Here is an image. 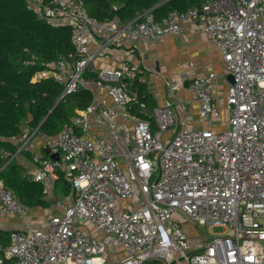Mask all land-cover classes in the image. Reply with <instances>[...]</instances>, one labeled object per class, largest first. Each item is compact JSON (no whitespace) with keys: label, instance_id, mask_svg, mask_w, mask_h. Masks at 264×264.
<instances>
[{"label":"built area","instance_id":"2783aa9c","mask_svg":"<svg viewBox=\"0 0 264 264\" xmlns=\"http://www.w3.org/2000/svg\"><path fill=\"white\" fill-rule=\"evenodd\" d=\"M27 1L47 24L72 27V59L38 73L63 84L62 97L89 89L92 102L72 125L45 136L43 151L50 147L58 158L32 154L34 181L53 183L62 172L71 184V193L55 200L61 213L44 226L13 230L0 264H106L108 251L113 264H264V0H202L163 20L146 10L126 23L93 18L81 0ZM195 22L224 62L222 72L194 73L188 84L197 126L180 81L167 82L168 99L150 113L129 87L136 66L122 61L97 78L84 76L110 47L179 35ZM219 78L227 81L223 94ZM136 102L149 117L131 113ZM35 134L26 132L20 149ZM0 209L26 212L1 178ZM189 221L199 229L195 242Z\"/></svg>","mask_w":264,"mask_h":264},{"label":"trees","instance_id":"16d2710c","mask_svg":"<svg viewBox=\"0 0 264 264\" xmlns=\"http://www.w3.org/2000/svg\"><path fill=\"white\" fill-rule=\"evenodd\" d=\"M81 1L93 18L121 23L135 19L146 10H152L156 20H163L171 11H186L202 4V0ZM71 36V25L47 24L37 17L27 0H0V178L25 207H48L50 201L45 183L34 181L20 165L8 161L19 146L15 139L34 129L49 138L55 137L73 124L78 111L92 102L89 89L82 88L62 97L64 86L54 77L34 79L38 72L49 70V64L57 59H72L75 50ZM98 75L99 72L92 70L84 74L87 78ZM129 87L148 112L156 108L147 84L137 74ZM139 102L133 104L131 113L149 117L140 111ZM44 156L48 157L46 153ZM53 189L55 196L71 193V184L62 172ZM11 232L0 230V239L6 245ZM147 264L163 263L153 260Z\"/></svg>","mask_w":264,"mask_h":264},{"label":"crops","instance_id":"0c3cea01","mask_svg":"<svg viewBox=\"0 0 264 264\" xmlns=\"http://www.w3.org/2000/svg\"><path fill=\"white\" fill-rule=\"evenodd\" d=\"M135 46L110 47L107 52L98 57L94 63L92 71L99 72L102 68L117 69L122 61H127L131 66H136V74L139 80L147 84V88L152 93L156 107L161 106L169 97L167 82L180 81L182 89L180 95L189 101L188 113L194 118L193 124L198 125V103L193 98L188 84L195 76L194 73H206L209 71L222 72L224 62L218 48L211 41L210 35L199 26L198 22L187 24L184 32L179 35L167 34L158 41L149 39L134 40ZM91 48H95L96 43H91ZM192 63V65H190ZM41 78V74L38 73ZM217 90L225 91L227 81L221 78L217 79ZM102 93V91H100ZM110 101V99H109ZM225 115H227L225 113ZM99 127L92 126L91 131L102 133ZM28 131V130H27ZM43 133H37L33 136L31 143L24 149H20L24 136L17 137L15 142L19 144L18 149L12 157V160L20 165L26 174L32 176L36 168L33 162V152L44 155V142L48 140ZM58 180V179H57ZM54 183H45L47 187V199L50 201L48 207L27 206L28 211L24 217L4 213L0 209V230L13 231L20 229L23 224L29 222L30 218L40 217L42 222L38 226H44L51 216L43 218L44 209H51L54 214H60L61 211L55 208L57 197L54 192ZM64 196V195H61ZM123 206L130 204L129 200L122 201ZM39 221V222H40ZM37 223V222H36ZM26 225V224H25ZM92 234L100 233L91 228ZM191 231V230H190ZM198 232H189L191 241L195 242ZM6 245L0 239V248Z\"/></svg>","mask_w":264,"mask_h":264},{"label":"rangeland","instance_id":"374dc122","mask_svg":"<svg viewBox=\"0 0 264 264\" xmlns=\"http://www.w3.org/2000/svg\"><path fill=\"white\" fill-rule=\"evenodd\" d=\"M45 73L48 74V72H45ZM37 77H39L38 73L35 75L34 79L37 78ZM224 92L222 91L221 93L223 94ZM152 112H153V110L150 111V113H152ZM220 127L221 126H220V122L219 121H215L213 123V128L214 129L218 130V129H220ZM25 209H26L25 214H27L28 208L25 207ZM44 212H45V214H44L43 218H45L46 216H52V214L54 213L49 208L44 209ZM39 221H40V217L37 218V219L30 218L29 219V222H26L25 224H28V225H40L43 221L42 220H41L42 222L41 221L39 222ZM25 224H23L20 229L24 228L25 227ZM186 226L188 228H190V230L192 232H194V233H197L199 231V229L195 225H193L192 223H190V221L189 222H186ZM221 230H222V228H220V227H214L213 228V232L214 233L220 232ZM204 231L206 232L205 229H204ZM105 257H106V260H107L106 264H113V262L115 261V257L112 256V252L111 251H108Z\"/></svg>","mask_w":264,"mask_h":264},{"label":"water","instance_id":"95a60500","mask_svg":"<svg viewBox=\"0 0 264 264\" xmlns=\"http://www.w3.org/2000/svg\"><path fill=\"white\" fill-rule=\"evenodd\" d=\"M228 80H229L230 82H233V76H232V75H228ZM44 152H45L46 154H50L51 157H53V158H58V157H59V153H57V152L51 154V148H50V147L45 148V149H44Z\"/></svg>","mask_w":264,"mask_h":264}]
</instances>
